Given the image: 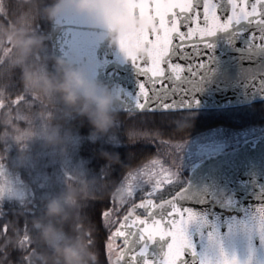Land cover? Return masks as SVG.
<instances>
[{
	"label": "water",
	"instance_id": "obj_1",
	"mask_svg": "<svg viewBox=\"0 0 264 264\" xmlns=\"http://www.w3.org/2000/svg\"><path fill=\"white\" fill-rule=\"evenodd\" d=\"M80 3L87 7L81 9ZM136 7L135 0H58L49 13L52 52L64 77L67 69L83 73L94 92L78 93L107 113L141 112L135 103L142 81L133 58L153 54L145 36L155 25L149 16L139 15ZM253 33H258L255 38ZM261 35L255 26L239 25L211 37L212 47L201 51L206 68L195 103L186 110L264 101ZM143 112L165 111L157 106L156 111ZM182 188L179 205L197 213L188 226L197 264L203 259L220 264L224 259L219 245L210 243V234H218L228 259L264 264V213L260 211L264 208V133L192 163ZM189 264H193L191 257Z\"/></svg>",
	"mask_w": 264,
	"mask_h": 264
},
{
	"label": "trees",
	"instance_id": "obj_2",
	"mask_svg": "<svg viewBox=\"0 0 264 264\" xmlns=\"http://www.w3.org/2000/svg\"><path fill=\"white\" fill-rule=\"evenodd\" d=\"M57 1L0 0V166L9 164L26 175L33 170L38 172L39 168L42 171L53 169L37 156L29 163L33 168L22 171L25 163L18 160L21 154L31 155L44 145L39 139H27L33 137L38 123H42L46 131L61 128L74 136L72 155L81 159L83 171L74 177L63 176L60 184L70 190L72 201L81 205H75L66 219V224L72 228H66L68 232L82 224L94 237L103 236L92 209L109 199L118 206L116 195L124 177L156 154L150 140L163 138L183 143L216 129L228 134L243 129H249L252 135L264 131V101L240 107L181 112L101 111L104 116L121 121L120 125L105 128L92 114L94 107L84 97L77 92L75 98L69 100L61 88L65 77L53 56L49 39V12ZM240 136V141L246 138ZM118 139L123 142H116ZM184 174L177 186L185 184L187 170ZM164 188L157 193L169 196L168 189L162 191ZM20 201L0 202L11 205L7 206L11 252L6 257L0 252V264H24L17 241L23 235L26 217L28 223H33L37 216L19 214L31 208L23 205L28 200ZM36 201L49 204L50 198ZM110 218L105 221L111 223ZM3 224L0 220V226ZM3 249L7 253V245Z\"/></svg>",
	"mask_w": 264,
	"mask_h": 264
},
{
	"label": "snow or ice",
	"instance_id": "obj_3",
	"mask_svg": "<svg viewBox=\"0 0 264 264\" xmlns=\"http://www.w3.org/2000/svg\"><path fill=\"white\" fill-rule=\"evenodd\" d=\"M225 2L227 7H225ZM139 15L149 16L155 30L145 36L154 51L147 59L133 58L141 76L135 106L141 112H181L195 103L206 66L201 51L212 47L211 37L239 25H252L264 33V0H135ZM194 25V27H193ZM185 30L182 31L181 29ZM258 33H253L255 36ZM264 39V35H261ZM156 143L163 144V138ZM167 174L169 199L156 203L152 197L159 191V173ZM134 195L123 207L109 199L92 209L104 234L101 247L107 257L108 241H114L118 250L116 264H197V250L188 234V226L197 219V213L184 208L178 201L184 189L177 186V176L163 152L143 162L137 171ZM174 189V190H173ZM140 211L143 218L137 215ZM260 211L264 213V208ZM112 214V222L105 216ZM7 231V224L0 226ZM210 243L219 245L224 259L220 264H240L228 259L218 234H210ZM157 244L161 245L158 249ZM199 264H210L206 259Z\"/></svg>",
	"mask_w": 264,
	"mask_h": 264
},
{
	"label": "rangeland",
	"instance_id": "obj_4",
	"mask_svg": "<svg viewBox=\"0 0 264 264\" xmlns=\"http://www.w3.org/2000/svg\"><path fill=\"white\" fill-rule=\"evenodd\" d=\"M91 112L100 120L105 128H109L112 124L120 125L121 123L119 119H111L104 116L96 108L91 109ZM37 126L39 127L33 132V137L27 139H39L44 145H42V148L38 152L33 150V154L31 155L21 154L19 156L18 160H23L25 163L21 166L22 171L32 169V164L29 163H32L31 161H34L37 156L40 159H45L46 165L52 166L53 169L42 171L39 168L38 172H34L33 170V173L30 172L32 174L27 172L26 175L24 172L21 173L19 170L13 169L9 164H6V167L0 166V202L4 200L10 202L13 200H21L23 202L25 199L28 200L27 203L23 202V205H25L28 203H36V200L47 197L50 198V203H54V205L56 203H74L70 197L72 195L70 194V190L61 185L60 182L63 176L74 177L83 171L81 170V159L75 158L72 155L73 150L71 148L75 144V137L65 131L63 132L61 128L46 131L42 123H38ZM240 135L247 137L251 135V131L249 129H243L242 131L228 134L222 129H216L203 135L195 136L183 143L166 140H163L162 145L156 143L157 140H150L149 143L151 145L154 144L153 146L156 149V154L153 157L163 152L177 176V182H181L186 170L188 173L189 162L222 151L229 145L240 143ZM27 136L31 135L27 134ZM116 142L122 143L123 141L118 139ZM137 171L138 169L125 176L123 182L120 183L116 195L118 206L123 207L125 204H128L134 195L135 182L138 178ZM155 179L160 181L159 189L165 187L162 191L166 192V189L169 187L167 174L161 172ZM159 194L161 193H156L154 196H159ZM109 222H112V217L109 219ZM115 247L114 241L108 242L107 250L111 264H114V258L116 256L115 251H113Z\"/></svg>",
	"mask_w": 264,
	"mask_h": 264
},
{
	"label": "flooded vegetation",
	"instance_id": "obj_5",
	"mask_svg": "<svg viewBox=\"0 0 264 264\" xmlns=\"http://www.w3.org/2000/svg\"><path fill=\"white\" fill-rule=\"evenodd\" d=\"M54 203H28L27 208L19 214L28 213L36 215L33 223L26 222L23 226V235L18 239L20 251L24 264H69L66 250H74L78 255L71 260V264H107L105 260V249L101 247L103 239L94 237L82 224L73 227L76 233L68 232L66 228L72 229L66 224V219L72 214L75 203H56L57 211H53ZM5 203H0V220L7 224V231L0 230V252L6 257L10 254V224L7 214L10 213ZM110 214L105 216L110 218ZM3 224V225H4ZM2 225V226H3ZM104 235V234H102ZM109 242V241H108ZM8 247V251L3 247ZM107 257L108 261V250ZM117 254V248L114 250Z\"/></svg>",
	"mask_w": 264,
	"mask_h": 264
},
{
	"label": "clouds",
	"instance_id": "obj_6",
	"mask_svg": "<svg viewBox=\"0 0 264 264\" xmlns=\"http://www.w3.org/2000/svg\"><path fill=\"white\" fill-rule=\"evenodd\" d=\"M78 6L83 9L87 7V4L80 3ZM61 88L69 100H73L78 91L84 92L87 95H91L94 92V85L87 80L86 76L80 71L73 69H67L65 71V80ZM52 210L57 211L58 209L53 205ZM77 255L74 250H66V257L69 260V264H71V260L75 259Z\"/></svg>",
	"mask_w": 264,
	"mask_h": 264
}]
</instances>
